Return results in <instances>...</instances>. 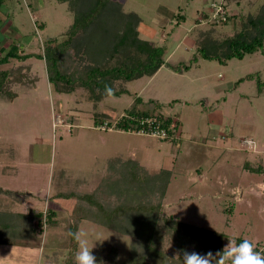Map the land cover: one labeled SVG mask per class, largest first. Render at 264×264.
<instances>
[{"label":"rangeland","instance_id":"rangeland-1","mask_svg":"<svg viewBox=\"0 0 264 264\" xmlns=\"http://www.w3.org/2000/svg\"><path fill=\"white\" fill-rule=\"evenodd\" d=\"M118 1L125 11L141 16V36L164 46L170 64L189 63L199 32L214 25L210 4L215 0ZM12 4L18 11L15 17L5 14L7 7L0 11L2 20L9 19L0 37L7 38V45L11 40L20 43L28 53H43V42L50 37L63 39L74 19L67 3L56 0ZM225 7L231 19L216 24L218 38L236 32L243 18L264 7V0H237ZM24 63L30 68L22 75L32 86L16 85L9 101H0V148L13 151L0 157V188L30 193L16 210L45 212L54 206L61 224L45 223L42 240L28 244L30 248L22 242L0 245V264H57L54 252L68 250L71 239L65 219L74 200L56 194L92 192L109 176V159L117 156L138 160L150 173L172 171L161 199L164 215L224 232L230 240L248 239L259 244L264 255V54L258 51L225 64L200 59L182 72L166 63L153 77L133 80L128 93L107 97L97 108L82 90L56 93L43 59L35 56ZM20 64L14 61L2 68ZM134 106L177 121L173 136L160 139L97 125L102 113L115 124ZM61 171L68 185L58 184ZM151 200L159 202V195ZM78 230L89 234L97 264L127 259L130 236L88 220L81 221Z\"/></svg>","mask_w":264,"mask_h":264},{"label":"trees","instance_id":"trees-1","mask_svg":"<svg viewBox=\"0 0 264 264\" xmlns=\"http://www.w3.org/2000/svg\"><path fill=\"white\" fill-rule=\"evenodd\" d=\"M12 1L0 0V11L7 7L6 14L9 17L17 11ZM56 1L67 3L74 17L63 39H46L43 53L37 54L26 52L20 43L13 40L8 45L0 46V101H9L11 90L16 85L32 86V82L25 80L22 74L30 68L24 61L35 56L45 61L48 80L56 93L72 94L82 90L95 108L107 97L128 93L130 82L143 76L153 77L167 63L164 57L166 48L141 36V16L135 11H125L122 2ZM233 1L237 0H226V3ZM227 19L231 17L227 16ZM38 21L36 19V23L44 29V24ZM224 21L214 20L213 27L199 32L200 37L189 63L167 64L175 71L182 72L190 69L193 61L200 59H213L225 64L232 58L242 59L258 51L264 54V7L243 18L241 26L232 35L218 38L215 26ZM14 61L21 64L2 68ZM106 87L112 89V95L107 94ZM126 113L127 116H122L115 125L116 129H151L159 124L168 129L169 134L173 133L171 124L174 120L163 114L153 116L149 112L137 110L136 106ZM101 116L102 120L97 125L107 121L108 114L102 113ZM146 117L156 119L152 126L140 123ZM12 152L8 148H0V157L11 155ZM108 171L109 176L104 177L99 187L92 192L63 190L56 196L62 194L74 200L69 204L71 214L65 219L70 232H76L81 221L88 220L131 237L129 255L122 264H183L178 250L187 249L201 254L211 251L215 254L222 251L230 240L224 232L162 213L161 199L171 180V170L161 168L150 173L138 160L117 156L109 159ZM57 181L60 186L68 185L65 172L59 173ZM155 195H159L160 201L153 203L151 196ZM29 196L30 193L24 195L12 189L0 188V245L40 241L45 223L47 226L61 224L55 218L57 209L54 206H48L45 212L16 210V206ZM7 197L9 200H6ZM232 240L239 244L244 239L235 237ZM73 242L75 240L71 237L68 250L65 247L54 252L52 258L57 264H75L78 249L76 242V246L72 247ZM254 245L255 250L260 252L261 246ZM167 246H171L173 251Z\"/></svg>","mask_w":264,"mask_h":264},{"label":"clouds","instance_id":"clouds-1","mask_svg":"<svg viewBox=\"0 0 264 264\" xmlns=\"http://www.w3.org/2000/svg\"><path fill=\"white\" fill-rule=\"evenodd\" d=\"M106 92L112 95L111 88L106 87ZM251 143L253 142L249 141ZM68 235L77 243L75 264H97V258L92 251L94 245L89 247V234L84 230H77L69 232ZM178 254L182 255L183 264H264V255L256 251L255 245L248 239L239 244L235 240H229L223 250L215 254L211 251L201 254L187 249L178 250Z\"/></svg>","mask_w":264,"mask_h":264},{"label":"built area","instance_id":"built-area-1","mask_svg":"<svg viewBox=\"0 0 264 264\" xmlns=\"http://www.w3.org/2000/svg\"><path fill=\"white\" fill-rule=\"evenodd\" d=\"M225 6H226L225 0H221V1H216L215 0V1H212L211 4H210V7L212 9V11L210 12V14H211V17L210 18L212 20H217V19L218 20L219 19L226 20L227 19L228 11L226 10V7ZM122 116H127V114L125 113ZM122 116H121V118H122ZM154 121H156L155 118H153V117H146L144 119H141L140 120V123L142 125L149 124L150 126H152V124H153ZM117 122L115 124H112V126H110L109 122L106 121L105 123L101 124L100 126L105 127V125H106L107 128H111V127H114L115 128V125L117 124ZM176 127H177V124H176V121H174L171 124V130L173 131L174 129H176ZM129 131H137L138 133H141L143 135H149V136L157 137V138H160V139H167V138L173 136V134H169L168 129L160 126L159 124H156V125L152 126L151 129L142 128V129L138 130L136 128V129H130ZM249 141H252V140H249Z\"/></svg>","mask_w":264,"mask_h":264},{"label":"crops","instance_id":"crops-1","mask_svg":"<svg viewBox=\"0 0 264 264\" xmlns=\"http://www.w3.org/2000/svg\"><path fill=\"white\" fill-rule=\"evenodd\" d=\"M17 12L18 11H16V13L14 14V16L13 17H15V15L17 14ZM2 14H4V12L2 13ZM5 14H6V12H5ZM4 14V15H5ZM8 17V16H7ZM8 24H9V19H7L6 17H5V20H2L1 18H0V31L1 30H5V28L8 26ZM142 24V23H141ZM141 26V25H140ZM0 34H2V33H0ZM5 39H1V37H0V46L1 45H5V44H7V38L5 37V36H3ZM160 70V69H159ZM19 242H22V243H25V246H23L24 248H27V247H29V245L28 244H30V243H34L33 241H19ZM21 243H16L15 245H11V246H19ZM8 246V245H7ZM30 246H33V245H31L30 244ZM22 247V246H21ZM30 248V247H29Z\"/></svg>","mask_w":264,"mask_h":264}]
</instances>
